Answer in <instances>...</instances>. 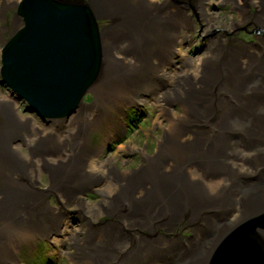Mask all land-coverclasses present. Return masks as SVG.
<instances>
[{"label":"bare ground","instance_id":"obj_1","mask_svg":"<svg viewBox=\"0 0 264 264\" xmlns=\"http://www.w3.org/2000/svg\"><path fill=\"white\" fill-rule=\"evenodd\" d=\"M217 1L239 16L223 28L226 34L251 24L255 47L217 38L208 0H194L210 38L196 60L185 50L197 35L183 8L90 0L98 16L113 22L101 33L94 116L89 120L90 106L82 105L61 117L57 123L68 131L59 142L34 126L24 144L53 147L47 157L38 152L33 159L36 150L25 147L29 154L21 163L14 147L18 121L12 104L0 102V264H35L31 258L37 257L20 253L32 245L39 246V258L64 255L70 264H210L235 227L264 212V0ZM173 19L182 23L175 33ZM148 99L168 124L154 153L143 152L142 169L118 171L89 134L102 125L118 134L122 112ZM45 158L59 160L51 167ZM39 163L52 169L48 189L61 194V215L47 202L48 190H41L34 171ZM76 188H94L100 203L87 204L81 192L69 197ZM107 216L114 221L99 222ZM184 225H191L187 237ZM261 236L264 243V231Z\"/></svg>","mask_w":264,"mask_h":264},{"label":"water","instance_id":"obj_2","mask_svg":"<svg viewBox=\"0 0 264 264\" xmlns=\"http://www.w3.org/2000/svg\"><path fill=\"white\" fill-rule=\"evenodd\" d=\"M21 28L2 49V85L41 119L70 115L96 80L101 46L85 0H23ZM264 214L249 219L214 253L210 264H264L258 234Z\"/></svg>","mask_w":264,"mask_h":264},{"label":"rangeland","instance_id":"obj_3","mask_svg":"<svg viewBox=\"0 0 264 264\" xmlns=\"http://www.w3.org/2000/svg\"><path fill=\"white\" fill-rule=\"evenodd\" d=\"M22 0H11V2H8L7 6H0V68L2 66L1 62V55H2V47L8 42V40L15 34L22 26L23 21L21 17L17 14V6ZM152 4L161 6L165 2H169L172 6V9L181 7L185 11H187L188 16L190 17L194 30H192L194 37L191 45L187 46L185 50L189 54V56L196 60L198 57L202 56L206 52V46L209 42V37H207L206 32V23L201 19L199 16L194 0H150ZM210 2V13H211V19H215V26L217 27V38L220 37L222 41L228 42V44H232V42H240L244 43L247 46L255 47L258 43V39L256 37L255 29L252 27L251 24L246 25H239L236 29L232 30L228 34H226L225 31L227 29H224V27L228 26L231 23V20L234 19L235 22L239 21V16L237 12H235L231 5L228 4H220L217 0H208ZM14 5H13V4ZM254 9H251L248 11V15H252L254 13ZM99 27L100 30H104V28H108L112 25V20L107 17H99ZM171 26V31L173 33L177 32V27L179 30L182 28V23H179L176 19H173ZM181 22V21H180ZM181 25V26H180ZM216 37V36H215ZM152 53V52H151ZM153 63H155L154 60H152ZM178 63L181 65L183 62L182 60H179ZM88 96V97H87ZM84 98V102L86 105L90 106L89 109L86 111V115L93 119L94 114V103L96 101V96L90 92ZM93 96V97H92ZM89 97H92L90 99ZM88 98V99H87ZM87 99V100H86ZM5 100H8V103L12 104V115L15 117V121L17 120V125L14 128L15 132V145L14 147L18 150V157L21 158L22 163V157L23 155L27 156L26 154H29L22 150L23 148L27 147L30 151L36 150V153L32 157L33 159H38L40 156L37 155L38 152L42 153V157H47V154L49 151L53 150L51 146H44L41 144L38 147L39 143H35L33 145H30L29 147L24 144V138L27 137L28 134H30L33 130V127L37 128L38 130H42L46 132L47 134H52L53 139H57L59 142L60 137L63 139L65 137V134L67 133V129L64 127H60L57 123L58 121H42L38 117H36L33 114H30L26 111V104H24L22 101H18L16 97L12 94L10 90H8L7 87H4L0 83V102H3ZM93 106V107H92ZM172 112H175L178 107L174 106L172 107ZM179 112V111H178ZM119 114L112 113V116H117ZM122 117H120V127H119V133L114 135L117 131H108L107 127L104 128V125L95 128L93 131H91V135L89 134L90 138V144L95 145L96 147H103V150H105V157H108L109 159H114V163L117 167L118 171H136L138 169H142L144 166V154H153L154 151L157 148L158 139L161 137L164 131V126H167V122L165 120V117L163 115V111L159 108H157L154 103L153 99H148L146 103L139 104V106H132L125 109V112H122ZM115 118V117H114ZM68 120V119H64ZM117 120V119H116ZM157 120L160 122L159 124H154L153 122ZM118 121H120L118 119ZM3 122V119L0 114V123ZM83 125V124H80ZM86 125V124H85ZM93 138V140L91 139ZM37 148V149H36ZM132 148H136L135 150H132ZM132 150L133 153L130 151ZM26 154H23V153ZM103 156V155H102ZM17 157V155H16ZM46 159V158H45ZM59 160L58 158H48L46 159L47 163L50 164V166H56V161ZM51 166V167H52ZM43 169V170H42ZM56 170V169H55ZM34 171H36V178H38L41 181V190L45 191L48 190V193L46 195L47 202L51 207H53L55 210L53 211L56 215L63 214L61 212L60 206L62 201V196L58 192H51L48 189L49 183L51 181V172L52 169H48L47 166H43L39 163L37 167L34 168ZM25 175H21V178L24 180H28ZM77 192H81L80 195L84 198L87 204H90L91 206H95L100 203L101 201V195L98 194L94 188H88L84 189L83 191L73 190L69 197H77ZM73 206L69 205V208L67 207L66 210H71ZM72 224L75 226H78V222H75L76 220H71ZM114 220L111 219L109 216L102 217L99 222L100 223H107V222H113ZM185 227V234L184 236L187 237L190 234V227ZM46 244V241L43 240L39 243ZM38 245V244H37ZM33 246V245H32ZM26 246V249H23L20 253L25 254L28 256V254L31 253L32 257H37L36 259H32V261L36 262L35 264H44L43 261L49 262L50 264L56 263L58 260V256L47 254L46 256L39 258L40 255H35V251H37V247L33 249V247ZM28 248H31L28 250ZM64 257L65 263L62 264H70L69 260L66 256H59ZM66 257V258H65ZM48 264V263H47Z\"/></svg>","mask_w":264,"mask_h":264}]
</instances>
